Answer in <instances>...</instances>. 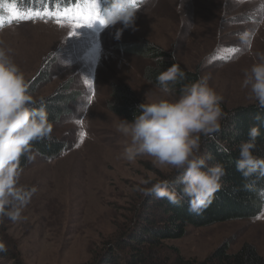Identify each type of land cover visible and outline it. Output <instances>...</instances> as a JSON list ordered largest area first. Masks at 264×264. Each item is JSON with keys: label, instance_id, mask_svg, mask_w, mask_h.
<instances>
[{"label": "rangeland", "instance_id": "1", "mask_svg": "<svg viewBox=\"0 0 264 264\" xmlns=\"http://www.w3.org/2000/svg\"><path fill=\"white\" fill-rule=\"evenodd\" d=\"M84 2L55 0L34 8L22 0L0 2V39L12 50V59L28 83L40 72L48 77L33 97L47 96L64 82L81 95L71 116L52 127L53 136L66 143L65 150L54 159L32 154L21 170L19 184L35 192L20 221L0 217L16 253L10 260L0 258V264H88L147 198L133 191L140 180H167L176 173L154 166L151 157L134 162L118 158L126 140L115 129L122 117L107 109L111 86L126 85L142 101L160 95L143 78L153 61L134 45L152 43L172 53L183 68L207 75L224 109L255 104L242 78L257 53H264V0H159L155 6L136 0L140 10L134 24L119 38L122 25L105 27L96 21L72 36L75 29L62 17L59 24L55 16L12 18L14 10L21 15L55 13ZM97 2L102 10L106 0ZM164 243L161 257L170 264L176 257L200 263L222 244L228 254L249 245L264 256V207L255 217L188 227L183 237Z\"/></svg>", "mask_w": 264, "mask_h": 264}, {"label": "clouds", "instance_id": "2", "mask_svg": "<svg viewBox=\"0 0 264 264\" xmlns=\"http://www.w3.org/2000/svg\"><path fill=\"white\" fill-rule=\"evenodd\" d=\"M159 0H144L153 6ZM100 13L103 26L122 25L123 29L134 24L140 10L135 0H106ZM11 49L0 39V217L13 223L22 219L23 210L35 189L19 184L21 157L32 160L33 142L51 138L52 124L42 99L29 92L25 74L10 53ZM184 76L179 65H172L157 76L160 95L145 99L136 106L138 115L132 119L119 118L116 131L125 138L126 144L118 158L134 162L137 157H151L154 166L170 168L182 173L177 192L169 188L167 180L144 178L133 191L144 196L155 194L167 198L174 205L187 199L188 211L202 214L212 204L221 189L225 175L222 163L208 166L199 155L202 138H214L220 132L222 121L228 114L221 107L222 96L209 84L207 75L185 83L175 95L172 84ZM242 87L259 108H264V53H257L249 68L243 70ZM148 93H145L147 97ZM41 106H37V104ZM260 121L261 117H255ZM259 127L248 131V139L239 144L236 168L245 178L264 177V157L254 154L257 149ZM6 251L0 243V252Z\"/></svg>", "mask_w": 264, "mask_h": 264}, {"label": "trees", "instance_id": "3", "mask_svg": "<svg viewBox=\"0 0 264 264\" xmlns=\"http://www.w3.org/2000/svg\"><path fill=\"white\" fill-rule=\"evenodd\" d=\"M7 2L20 0H4ZM30 6H36L44 0H22ZM48 2L55 0H46ZM74 2L76 0H73ZM72 1V2H73ZM1 2V0H0ZM70 5V3H66ZM139 53L152 60V65L143 70V78L157 87V76L172 65H179L184 76L172 84L179 95L183 84L197 80L198 71L183 68L172 53L162 50L152 43H138L134 45ZM48 77L38 73L28 84L29 92L34 95L40 85ZM158 88V87H157ZM80 93L71 87L70 83H62L54 92L41 99L48 113L52 127L61 120L69 118L72 106L80 100ZM143 102L126 85L113 84L110 88V97L107 109L122 118L132 119L138 115L136 106ZM37 106H41L39 103ZM222 109L228 114L222 121L220 132L214 138H202L199 155L205 158L208 166L222 163L225 175L221 178V189L215 194L212 204L202 214L188 211L187 199H182L174 205L167 198H157L155 194L146 196L135 207L129 223L123 225L121 232L112 239L107 240L88 264H170L165 256L161 257L165 241L178 239L185 235L188 227H206L214 224L255 217L264 207V177L259 175L245 178L236 168L239 159V144L248 139V131L253 126L259 127L260 135L257 137V149L254 154L264 157V108L256 104L236 107L230 110ZM260 116V121L255 119ZM66 148L63 140L57 139L51 132V138L33 142V152L44 159L58 157ZM29 164L26 157H21L19 167L24 170ZM180 172L172 174L167 181L169 188L179 192L182 187L179 183ZM0 218V243L5 245L6 251L0 252V258L10 260L16 254L10 247V240L2 230ZM227 247L222 244L216 248L205 260H182L180 257L172 264H264V256L259 255L253 247L244 245L233 254L227 253ZM176 251V250H175Z\"/></svg>", "mask_w": 264, "mask_h": 264}, {"label": "snow or ice", "instance_id": "4", "mask_svg": "<svg viewBox=\"0 0 264 264\" xmlns=\"http://www.w3.org/2000/svg\"><path fill=\"white\" fill-rule=\"evenodd\" d=\"M33 16L40 19H43L45 16H55L58 24L61 23V17H62L64 21H66L73 29H75V31L71 33L72 36L76 35L77 34L76 30L84 25H88L89 27H91V25L96 21H99L101 25L104 24V20L101 16L100 8L97 0H85L83 5L76 4L74 8H65L62 12L60 11H57L55 13L49 11H45L43 13L31 12L21 15V13L18 10H14L12 13L13 20H17V21L22 19L31 20ZM9 23H11V21H9ZM2 26H3V21H0V27ZM76 122L82 123V121L79 120H77ZM84 135H85L84 133H81L82 137Z\"/></svg>", "mask_w": 264, "mask_h": 264}, {"label": "bare ground", "instance_id": "5", "mask_svg": "<svg viewBox=\"0 0 264 264\" xmlns=\"http://www.w3.org/2000/svg\"><path fill=\"white\" fill-rule=\"evenodd\" d=\"M38 176V175H37Z\"/></svg>", "mask_w": 264, "mask_h": 264}]
</instances>
